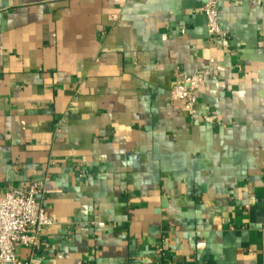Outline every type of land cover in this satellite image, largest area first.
<instances>
[{"label":"crops","instance_id":"0c3cea01","mask_svg":"<svg viewBox=\"0 0 264 264\" xmlns=\"http://www.w3.org/2000/svg\"><path fill=\"white\" fill-rule=\"evenodd\" d=\"M203 2L0 0V196L47 177L58 218L20 256L264 264V0L217 36ZM209 66L191 118L172 88Z\"/></svg>","mask_w":264,"mask_h":264},{"label":"built area","instance_id":"2783aa9c","mask_svg":"<svg viewBox=\"0 0 264 264\" xmlns=\"http://www.w3.org/2000/svg\"><path fill=\"white\" fill-rule=\"evenodd\" d=\"M220 1L204 0L201 10L207 19L209 33L221 35ZM215 61L211 58V63ZM212 71L210 66L199 73L179 70L172 88V97L183 101L184 110L191 118L199 113L198 90L207 83ZM208 119V114L203 115ZM45 179H34L25 187H13L0 196V264H34L35 256L24 258L17 253L21 243L34 251L41 249L43 231L58 222L56 215L49 214L37 195L46 192Z\"/></svg>","mask_w":264,"mask_h":264}]
</instances>
